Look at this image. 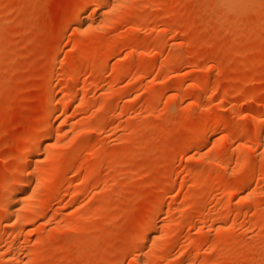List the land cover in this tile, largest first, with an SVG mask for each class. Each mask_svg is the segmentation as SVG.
<instances>
[{"label": "rangeland", "instance_id": "374dc122", "mask_svg": "<svg viewBox=\"0 0 264 264\" xmlns=\"http://www.w3.org/2000/svg\"><path fill=\"white\" fill-rule=\"evenodd\" d=\"M89 1L0 0V264H264V0Z\"/></svg>", "mask_w": 264, "mask_h": 264}, {"label": "bare ground", "instance_id": "6f19581e", "mask_svg": "<svg viewBox=\"0 0 264 264\" xmlns=\"http://www.w3.org/2000/svg\"><path fill=\"white\" fill-rule=\"evenodd\" d=\"M96 1H98V0H90L89 1V3H88V5H86L85 7H83L84 9H82L83 11H87L88 9H87V6H89V4H91V3H93V2H96ZM82 11V12H83ZM84 13V12H83ZM82 14V13H81ZM208 125V124H207ZM203 127V126H202ZM205 127V126H204ZM203 130H205L206 128H202ZM203 130H202V132H203ZM200 131V130H199ZM199 134V133H198ZM47 136L49 137L50 135L49 134H47ZM48 137H46V138H48ZM49 139V138H48ZM47 140V139H46ZM44 142H39L38 141V143L37 144H35V146L32 148V150H31V152H37V151H40L41 149H44V147H43V144ZM28 156V155H27ZM27 156H24V158H23V162H24V164L26 163V161H27ZM24 170L25 169H23V167H21L20 168V170H19V173H22V172H24ZM19 175V174H18ZM17 176V175H16ZM17 184V183H16ZM18 187H16V185H13V186H11V188H10V190H9V192H8V196H7V199H5V200H8V202H11L12 201V199L15 197V196H18V194H19V189H17ZM24 191H22V193H23ZM21 196V195H20ZM4 201V200H3ZM5 204V203H4ZM6 205H8V204H6ZM6 205H4V206H6ZM14 206V205H13ZM9 207V206H8ZM12 207V206H11ZM6 208V207H5ZM9 209V208H8ZM10 211V210H9ZM7 215H9V212H7ZM12 217V216H11ZM153 225V224H152ZM151 224L149 225L148 223L146 224V226H144V233H147L150 229V226H152ZM158 226H155V227H151V230L152 229H154L153 231H155L156 229L158 230V228H157ZM156 232V231H155ZM146 236H148V235H146Z\"/></svg>", "mask_w": 264, "mask_h": 264}]
</instances>
